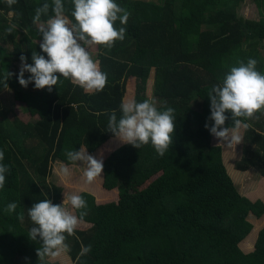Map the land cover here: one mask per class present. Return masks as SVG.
Returning <instances> with one entry per match:
<instances>
[{
	"label": "trees",
	"instance_id": "trees-1",
	"mask_svg": "<svg viewBox=\"0 0 264 264\" xmlns=\"http://www.w3.org/2000/svg\"><path fill=\"white\" fill-rule=\"evenodd\" d=\"M243 1L164 0L159 5L115 0L130 15L126 25L119 20L115 24L126 28L123 41L110 51L96 47L100 69L107 74L102 92L86 93L63 78L51 93L37 90L34 83L24 88L19 73H12L8 89L31 122L15 128L0 122L5 155L0 163L10 169L0 190V264H39L41 242L28 237L34 227L28 209L44 199L59 205L61 189L46 183L52 165L59 161L71 167L66 151L83 146L94 154L115 139L107 132L111 113L119 120L130 82L132 100H147L150 73L158 110H165V102L174 109L173 142L163 157L150 143L141 149L123 144L103 160L102 187L117 191L118 197L98 204L92 194H79L87 202L83 223L89 227L67 237L71 262L264 264V226L252 251L239 247L253 228L248 216H263L264 202L239 193L223 164L221 147L212 145L213 136L205 128L211 115L207 93L230 67L252 58L264 73V15L245 19L238 12ZM63 2L74 20L72 0ZM44 3L52 0H17L12 9L0 0V82L13 66L21 65L22 55L29 64L33 51L48 58L33 23L36 8ZM10 25L16 27L8 34ZM29 76L25 73V79ZM257 115L258 120L245 121L251 127L245 130L243 157L235 170L253 169L264 177V115ZM231 124L230 118L225 126ZM165 157L170 163L149 181L148 171ZM134 186L139 189L132 190ZM12 202L18 205L16 212H5ZM21 212L23 222L17 218ZM75 214L79 217V210ZM81 245H90L91 252L77 259Z\"/></svg>",
	"mask_w": 264,
	"mask_h": 264
},
{
	"label": "clouds",
	"instance_id": "clouds-1",
	"mask_svg": "<svg viewBox=\"0 0 264 264\" xmlns=\"http://www.w3.org/2000/svg\"><path fill=\"white\" fill-rule=\"evenodd\" d=\"M16 3L17 0H6L9 9ZM72 4L71 17L74 20L66 14L63 0H52L51 4L44 3L42 7L36 8L33 23L38 25L42 36V41L38 42L39 47L48 58L33 51V63L29 64L26 56L20 57L18 81L22 87L27 88L34 83L37 90L46 88L51 93L63 78L86 93L102 92L105 89L107 74L101 71L100 61L93 59L91 50L102 46L110 51L117 41H123L126 28L117 29L115 24L119 20L121 25H126L130 14L115 0H72ZM12 14L10 11L9 15ZM42 17L47 19L42 21ZM15 27L10 25L6 32L11 34ZM257 64L258 61L252 58L246 63L238 60V66L230 67L222 82L213 85L207 93L211 115L208 117L210 123H206L205 128L221 142L219 145L236 147L241 144L242 130L251 127L245 121L258 120V113L264 115V73L257 70ZM25 73H30L27 79ZM12 75L8 72L0 82L5 89L8 88L7 79ZM121 113L119 120L115 111L111 113L107 132L113 134L121 144L136 149L150 143L155 152L163 157L173 142L174 109L167 107L166 102L165 110L161 111L155 100L136 102L125 99L121 103ZM230 118L232 124L226 127V121ZM65 155L72 166L83 162L81 168L87 184L101 177L104 170L102 156L98 159L90 155L83 146L79 151H66ZM4 159V152L0 150V162ZM8 172L10 169L0 163V190L4 189ZM59 174L62 178L70 177L69 165L62 164ZM64 196L62 206L44 199L28 209V216L34 225L28 237L33 242L37 239L41 242L37 248L39 264H45L46 258L56 259L66 254L69 251L65 242L67 237L75 235L83 218L87 216V202L82 196L66 193ZM17 207V203H9L5 212L15 213ZM76 210H79V217L75 214ZM17 218L23 222L24 214L21 212ZM90 252V245H81L77 259Z\"/></svg>",
	"mask_w": 264,
	"mask_h": 264
},
{
	"label": "rangeland",
	"instance_id": "rangeland-1",
	"mask_svg": "<svg viewBox=\"0 0 264 264\" xmlns=\"http://www.w3.org/2000/svg\"><path fill=\"white\" fill-rule=\"evenodd\" d=\"M129 2L132 1H144L155 4H163L164 0H126ZM239 14L245 19L250 20H260L261 16L264 15V0H244L239 7ZM264 17V16H263ZM38 28V26H37ZM93 59H96V48L92 49ZM264 51V50H263ZM21 65L13 66L11 68V73H19ZM134 95L133 84L130 82L128 84V95L126 99L132 100ZM146 98L147 100H153V73L150 75L149 80L147 81L146 86ZM0 122L10 125L11 128L19 126V124H27L31 122L30 117L26 113L22 104L14 100L13 93L10 89H5L3 84L0 85ZM245 130H242V143L236 147H228L226 144H221L215 137L212 139V145L220 146L222 149V161L223 164L232 178L234 184L237 187V190L241 195H247L250 198L264 197V177H262L256 170L250 169L247 171H238L235 170V164L243 157L244 149V139H245ZM190 135H186V138H189ZM118 140L112 139L108 141L101 149L96 153L90 154L98 159L103 158V160L115 149L122 146ZM170 160L168 157L160 158L152 168L148 171L149 181L154 179L157 175L160 174L163 167L168 165ZM62 163L56 161L52 165V171L50 176L47 178V184L59 187L60 199L59 205H63L65 199L64 193L66 194H80L81 192H88L92 194L95 198V201L98 204L113 202L117 199V191L115 190H105L102 187V175L97 178L92 184H87L83 179V162H78L76 166H71V176L68 178H62L59 174V168ZM141 188V187H140ZM138 190L139 187H132V190ZM71 207L70 205L68 206ZM248 221L252 224L253 228L248 236L242 240L239 244V247L243 252H248L249 249H252L254 241L256 239L258 231L264 226V215L260 218H255L252 215L248 216ZM89 227L86 223H81L77 230L87 229ZM46 261L57 262L59 264H73L68 256L64 254L59 258L51 259L46 258Z\"/></svg>",
	"mask_w": 264,
	"mask_h": 264
},
{
	"label": "crops",
	"instance_id": "crops-1",
	"mask_svg": "<svg viewBox=\"0 0 264 264\" xmlns=\"http://www.w3.org/2000/svg\"><path fill=\"white\" fill-rule=\"evenodd\" d=\"M152 73H150V75H151ZM150 78V77H149ZM247 171V170H246ZM243 196H245V197H247L248 199H250L251 201H256V200H262L263 202H264V197H256V198H250L249 196H247V195H243ZM241 249V248H240ZM242 250V249H241ZM253 250V247H252V249H249V251L248 252H250V251H252ZM248 252H245V253H248ZM50 263H53V262H51V261H49Z\"/></svg>",
	"mask_w": 264,
	"mask_h": 264
}]
</instances>
